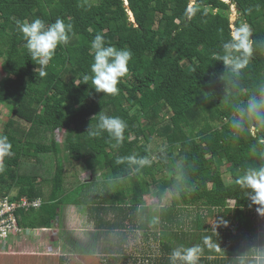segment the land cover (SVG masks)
I'll return each instance as SVG.
<instances>
[{
    "label": "trees",
    "instance_id": "16d2710c",
    "mask_svg": "<svg viewBox=\"0 0 264 264\" xmlns=\"http://www.w3.org/2000/svg\"><path fill=\"white\" fill-rule=\"evenodd\" d=\"M226 1L0 0V107L10 106L13 117L1 135L11 147L0 144L1 153H10L0 155V196L12 195L14 203L21 197L41 201L39 208L18 209L20 227L53 233L63 207L95 203L93 188L86 187L93 183L66 187V160L60 157L66 148L67 161L84 160L91 170L98 166L106 172L105 192L94 209L114 213L116 222L107 225L104 217H93L98 229L113 233L126 222L144 232L161 226L162 236L153 237L171 255L163 240L178 227L183 247L194 246L188 243L194 237L200 257H222L210 263L255 264L264 252V230L256 226L264 205L253 203L251 190L236 181L247 168L264 164V128L240 111L264 87V0ZM232 6H239L235 30L247 24L257 41L238 77H230L216 59L222 41L232 35ZM36 18L46 25L59 18L73 26L68 44L57 47L43 77L16 24ZM97 34L106 46L132 52L115 95L95 92L91 81V42ZM101 114L125 122L121 140L106 131L88 135ZM233 121L242 127L234 128ZM58 132L66 134L63 145ZM155 140L161 148H150ZM223 167L230 183L222 178ZM45 183L51 185L48 194ZM170 192L168 205L161 206ZM146 196L160 205L147 215L148 224L143 221ZM190 210L196 211L193 219L187 217ZM210 218L228 225L214 231L207 225ZM194 230L199 234L190 235ZM156 264L172 262L164 257Z\"/></svg>",
    "mask_w": 264,
    "mask_h": 264
},
{
    "label": "rangeland",
    "instance_id": "374dc122",
    "mask_svg": "<svg viewBox=\"0 0 264 264\" xmlns=\"http://www.w3.org/2000/svg\"><path fill=\"white\" fill-rule=\"evenodd\" d=\"M125 5L128 4L125 3ZM239 16L236 8L232 6L230 15L232 34L235 32L234 25L239 19ZM1 64L2 60H0V79L2 75ZM10 111L11 109L8 105L0 107V136L2 135L3 126L7 123L8 118H13L12 115H10ZM15 120L19 119L15 118ZM20 122L23 124L22 121H19V123ZM141 123L143 124L144 121L141 120ZM57 135L59 143L63 145L66 136L65 132H58ZM161 143L160 140H155V144L150 145V148H153L154 146L156 148H161ZM62 149L61 159L63 160V158H65L64 160L67 161V149ZM64 155H66V157H64ZM43 158H46L45 164L48 165L51 158L48 156ZM64 168L67 188H74L75 185H79L75 183V177L79 173H84L83 181L85 182L93 179V181L90 182L94 184L86 187L93 188L92 193L94 192V196H97L98 198L102 197L101 193L103 194L105 192L103 188L104 184L102 183L104 181V174H106L105 171L99 170L98 166L94 170H87L88 166L84 160L73 161L71 158L70 164L68 162L65 163ZM45 171L46 170H44V176L46 174ZM221 171L222 178L227 183H230L231 178L226 173V168L223 167ZM70 180L72 181L69 182ZM50 190L51 185L45 183V193L48 194ZM97 197L93 198L95 202L93 204L94 206L90 205V207H88L87 205H81L82 209L80 208V210L83 211L84 216L80 215V212L77 210H74V213L77 214V217L73 218L76 219L74 226H77V228L71 227L72 223L68 217H71L72 213L68 209L64 213L60 212V216H64L60 219V222L57 223L58 228L53 233L47 232L43 235L39 233L34 234V231H29L25 234L22 233L24 236L22 238H19L18 234H16L15 237H17V239H14L5 248H0V264H107V260L109 261L112 258H120L121 261L119 264L159 263L160 260L158 257L161 256V254L163 255L165 251H163V244L160 245L157 241L154 242L153 236H160L164 229L161 226H149V229L146 232L138 229L132 230L131 227L133 225L129 222L124 224V229L113 230V233L110 232V230H106L108 228H106L105 231L98 229L96 222L92 220L93 217H104L105 221L108 222L107 225L114 224L116 219L114 213L110 214V212L105 213L103 210L94 209L97 202L100 201ZM172 197L173 194L170 192L168 197L163 200L161 206L168 205L167 203ZM145 199L147 211L145 214L146 216L143 217V221L146 222L147 215L149 213H157L160 205H158V201L154 197L146 196ZM228 205L232 207L234 206V203L228 202ZM195 215L196 211L190 210L187 217L190 216V218L193 219L195 218ZM187 217L186 221H188ZM256 217V226L259 230H264V211L257 212ZM215 222H217V220L211 218L207 221V225L212 226ZM138 224L139 219L134 222V225ZM173 232L175 235L173 234L172 236L171 234ZM198 232L199 231L194 230L190 235L193 233L197 235L199 234ZM216 233H218V231ZM102 234H104V236H102ZM178 234V227L174 230H170L168 238L164 241V244H169L171 242L172 244L170 243V245L173 250L177 248H187V246L183 247L181 244L179 245L178 242L174 241ZM193 241H195L194 237L188 238L190 246L196 245L197 242ZM256 256L263 258L264 252H261V254H257ZM149 258H151V261L148 262L147 260ZM177 264H181V262L178 261Z\"/></svg>",
    "mask_w": 264,
    "mask_h": 264
},
{
    "label": "clouds",
    "instance_id": "9594fccd",
    "mask_svg": "<svg viewBox=\"0 0 264 264\" xmlns=\"http://www.w3.org/2000/svg\"><path fill=\"white\" fill-rule=\"evenodd\" d=\"M132 21H134L133 18ZM16 24L18 30L26 40L25 46L28 52L40 66L39 75L41 77L45 76V68L53 59L57 47L68 44L70 34L73 32L72 24H66L63 19L59 18L50 25H46L40 18H36L31 23L17 20ZM256 43L257 41L253 38V32L250 27L247 24H241L229 39L222 41L221 51L217 54L216 59L225 65L230 77H238L241 70L248 65ZM91 49L94 51V62L91 64V81L95 86V92L117 94L119 92L118 83L129 72L128 65L132 59L131 50L106 46L104 37L101 34H97L94 37L91 42ZM89 78L88 75L84 76L85 80ZM240 111L246 113L256 126L264 128V87L260 89L259 95L250 98L247 101L246 107L241 108ZM232 126L234 128L242 127L238 121H233ZM125 128L126 124L121 118L101 114L97 125L94 128L89 126L87 133L89 136L96 137L106 131L119 141L123 137ZM0 144H4L6 148L11 147L7 143L6 136H0ZM4 154L10 153H0V155ZM117 162L119 163V161ZM236 182L242 188L251 190L248 192V196L253 203L264 205V164L258 167L247 168ZM23 198L27 197H21L20 199ZM229 202L234 203V201ZM227 225L228 222L221 219L212 225V229L216 231L218 227H227ZM23 229L33 231L32 229ZM209 239V237H205L204 242L207 243ZM201 252L202 248L199 245L188 248H177L172 251L169 259L172 264H176L177 261H180L181 264H197ZM242 264H245V262H242ZM255 264H264V258L257 257Z\"/></svg>",
    "mask_w": 264,
    "mask_h": 264
},
{
    "label": "built area",
    "instance_id": "2783aa9c",
    "mask_svg": "<svg viewBox=\"0 0 264 264\" xmlns=\"http://www.w3.org/2000/svg\"><path fill=\"white\" fill-rule=\"evenodd\" d=\"M12 196L0 197V248L3 249L10 244L16 234L28 233L19 225L17 212L19 208L28 209L39 208L40 200L30 201L27 198L21 199L19 203L11 201Z\"/></svg>",
    "mask_w": 264,
    "mask_h": 264
},
{
    "label": "crops",
    "instance_id": "0c3cea01",
    "mask_svg": "<svg viewBox=\"0 0 264 264\" xmlns=\"http://www.w3.org/2000/svg\"><path fill=\"white\" fill-rule=\"evenodd\" d=\"M61 157V156H60ZM64 157H66V155H64ZM69 163L70 164V162L69 161H63V164L65 165V163ZM87 170H91V169H89V168H87ZM83 179H84V173H79V174H77L76 175V177H75V183L76 184H83V183H85V182H89V183H91L90 181H93V179L92 180H90V181H83ZM73 180V179H72ZM72 180H70L69 182H71ZM83 181V182H82ZM78 186V185H77ZM76 185L74 186V188L75 187H77ZM233 207V206H232ZM80 208L82 209V207L81 206H73V205H69V206H65V207H63V209L61 210V212L62 213H64L65 211H67L68 209L71 211V213H72V215H71V217H68V219L71 221V223H72V228H77V226H74V224L76 223V219H73V218H75V217H77V214H75L74 213V210L76 211H78V212H80V215H83L84 216V213H83V211L82 210H80ZM74 214V215H73ZM63 216L64 215H62V216H60V218L59 219H61V218H63ZM211 219V218H210ZM59 222H60V220H59ZM48 231H46V230H42V231H40V232H38L39 234H43V235H45L44 233H47ZM34 234H36V232H34ZM154 242H156L157 240L155 239V237H154ZM165 240H167V239H164L163 241H165ZM174 241L175 242H178L179 243V245H180V243H183L184 242V239L182 238V239H179V235L177 236V237H175V239H174ZM158 243H159V241H157ZM171 243V242H170ZM160 244V243H159ZM172 244V243H171ZM161 245V244H160ZM172 248V247H171ZM164 257H166V258H169L170 257V253H168L167 251H165V253L162 255L161 254V256H159L158 257V259L159 260H161V259H164ZM220 260V259H222V257H217L216 255L215 256H203V257H199V260H198V262H197V264H213V263H210V262H212L213 260ZM148 262L149 261H151V258H149L148 260H147ZM178 262V261H177ZM177 262H176V264H177ZM206 262H208V263H206Z\"/></svg>",
    "mask_w": 264,
    "mask_h": 264
},
{
    "label": "water",
    "instance_id": "95a60500",
    "mask_svg": "<svg viewBox=\"0 0 264 264\" xmlns=\"http://www.w3.org/2000/svg\"><path fill=\"white\" fill-rule=\"evenodd\" d=\"M228 3H230V2H228ZM235 8H236V10H238L239 6H235ZM230 31L232 32V28H230Z\"/></svg>",
    "mask_w": 264,
    "mask_h": 264
},
{
    "label": "bare ground",
    "instance_id": "6f19581e",
    "mask_svg": "<svg viewBox=\"0 0 264 264\" xmlns=\"http://www.w3.org/2000/svg\"><path fill=\"white\" fill-rule=\"evenodd\" d=\"M225 1H226V0H225ZM18 236H19V238L23 237V235H22V234H18Z\"/></svg>",
    "mask_w": 264,
    "mask_h": 264
}]
</instances>
